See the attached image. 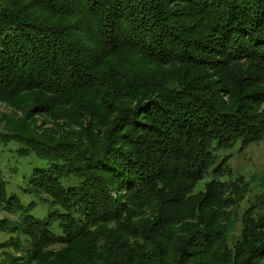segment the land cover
Here are the masks:
<instances>
[{
    "label": "trees",
    "instance_id": "obj_1",
    "mask_svg": "<svg viewBox=\"0 0 264 264\" xmlns=\"http://www.w3.org/2000/svg\"><path fill=\"white\" fill-rule=\"evenodd\" d=\"M0 103L46 163L40 208L0 171V264H264V218L231 248L225 186L192 194L264 140V0H0Z\"/></svg>",
    "mask_w": 264,
    "mask_h": 264
},
{
    "label": "rangeland",
    "instance_id": "obj_2",
    "mask_svg": "<svg viewBox=\"0 0 264 264\" xmlns=\"http://www.w3.org/2000/svg\"><path fill=\"white\" fill-rule=\"evenodd\" d=\"M12 110L0 103V119L10 114ZM22 116V113L18 114ZM5 132L4 123L0 122V133ZM19 145L15 142L0 144V171L7 183L8 195H16L26 208L30 203H37L40 208V199L29 189L33 169L45 167L46 163L34 156L27 158L18 154ZM228 158L226 174L222 176H207L199 181L193 188L192 194L205 192L211 182H219L225 186L224 197L229 201L225 203L227 214L226 237L229 246L240 239L244 225V216L252 217L255 221L264 218V140L243 147L237 144L235 147L218 153L217 165ZM234 202V203H233ZM37 213V211H34ZM225 214V215H226ZM18 216L20 214H17ZM15 218L10 212L0 206V220ZM11 235L0 232V262L4 259V250L1 246L10 239ZM25 244L24 238H21ZM12 249H7V252Z\"/></svg>",
    "mask_w": 264,
    "mask_h": 264
}]
</instances>
